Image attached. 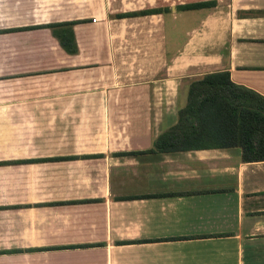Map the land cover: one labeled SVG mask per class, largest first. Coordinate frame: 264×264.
Here are the masks:
<instances>
[{"label":"crops","instance_id":"0c3cea01","mask_svg":"<svg viewBox=\"0 0 264 264\" xmlns=\"http://www.w3.org/2000/svg\"><path fill=\"white\" fill-rule=\"evenodd\" d=\"M198 1L215 3L179 7ZM150 5L0 0V74L53 68L45 75L33 69L39 77L29 81L0 83L3 99L72 108L71 116H0L64 124L59 131H21L33 146L15 140L5 152L16 156L0 160V264H264V160L244 161L238 146L154 148L177 123L192 80L227 71L232 82L264 96V0L164 6L180 13L175 35H163L175 46L160 53L169 61L159 81L146 63L152 52H133L144 63L121 69L113 47L118 14ZM186 17L192 20L184 27ZM63 22H73L76 51H66L52 32ZM153 88L162 94L154 102ZM138 106L166 109L156 116L117 109Z\"/></svg>","mask_w":264,"mask_h":264},{"label":"trees","instance_id":"16d2710c","mask_svg":"<svg viewBox=\"0 0 264 264\" xmlns=\"http://www.w3.org/2000/svg\"><path fill=\"white\" fill-rule=\"evenodd\" d=\"M214 3L198 1L179 7L198 9ZM143 11L151 13L155 9ZM72 23L52 27L60 45L69 52L76 51ZM232 146L241 148L244 161L264 160V96L232 82L227 71L207 73L192 80L187 102L178 110L177 123L154 142V148L160 152Z\"/></svg>","mask_w":264,"mask_h":264},{"label":"rangeland","instance_id":"374dc122","mask_svg":"<svg viewBox=\"0 0 264 264\" xmlns=\"http://www.w3.org/2000/svg\"><path fill=\"white\" fill-rule=\"evenodd\" d=\"M142 2V0H140ZM168 4V5H166ZM177 4V0H151V5L149 9H155L154 12L151 13H144L143 10H136V11H129V12H120V20H119V26L120 28H117V31L119 33L120 37L114 38L113 47L114 50H117L119 56V67L121 69H126L127 67H131L134 63L136 65H140L144 63V60L142 58L133 59V52H142V51H150L152 52V57L146 59V63L151 65L153 69V81H159L161 77L165 74V64L168 63L169 59L161 58L160 53L165 51L167 49L168 53L171 54L174 51L175 44L173 41L171 42V39L168 37L167 43H165V39L163 35H169L174 36L175 30H176V19L177 14L180 13V11L176 10H164V6H175ZM177 6V5H176ZM144 9V10H149ZM118 14V15H119ZM117 15V14H116ZM191 17H186L184 19H180V22L183 23L184 27L187 23L191 21ZM118 40V42H116ZM131 56V57H130ZM102 62H109L111 63V60H101ZM48 65H39L35 68H28L23 67L21 69L24 70L25 73L21 74H11V75H4L0 74V83H6V82H25L29 81L30 79H35L39 76L35 74V72H39L41 74H46L50 68ZM34 69V71H33ZM34 73V74H33ZM42 75V76H44ZM39 81H44L43 78H41ZM1 90V87H0ZM153 88V92L151 94V97L153 99V102L155 99H160L161 97V91ZM168 92H166L167 101L169 104H171L172 98L175 96V85L168 86L167 87ZM70 94H73V91L69 92ZM76 92V94H78ZM0 91V116H6V115H19V114H49L50 111L52 114L61 113V114H67L71 116L70 110L72 108L67 107H60V108H51L47 106H35V107H20V106H13L10 101H5L3 97L1 96ZM77 109V108H73ZM110 111L117 112V109L121 110L122 114H150L152 116H156L159 110L166 109V107H163L161 109L154 108V107H134V108H108ZM135 111V112H133ZM66 112V113H65ZM106 113V108H105ZM64 124H49V123H13V122H7L6 120L0 119V160L7 159V158H13L16 155L7 154V150H11L8 147L14 146L15 140H24V146H33V144L28 142V137L26 135L21 136L23 139L21 140L20 132H25L28 135H31V133H40V130L47 131V130H54L56 129L59 131V129L63 130ZM70 125H74L75 127H79L80 123H69ZM88 125H95V124H89ZM109 125V124H108ZM113 125V124H110ZM115 125V124H114ZM109 129V128H108ZM113 129V127H112ZM20 137V138H19ZM41 139H37L35 142V146ZM7 143V146L5 147L4 144ZM6 151V152H5Z\"/></svg>","mask_w":264,"mask_h":264}]
</instances>
